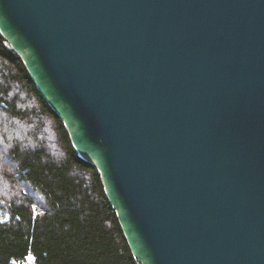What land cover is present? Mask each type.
I'll list each match as a JSON object with an SVG mask.
<instances>
[{"label":"water","instance_id":"obj_1","mask_svg":"<svg viewBox=\"0 0 264 264\" xmlns=\"http://www.w3.org/2000/svg\"><path fill=\"white\" fill-rule=\"evenodd\" d=\"M0 33L133 257L264 264V0H0Z\"/></svg>","mask_w":264,"mask_h":264},{"label":"trees","instance_id":"obj_2","mask_svg":"<svg viewBox=\"0 0 264 264\" xmlns=\"http://www.w3.org/2000/svg\"><path fill=\"white\" fill-rule=\"evenodd\" d=\"M134 264L97 169L0 33V264Z\"/></svg>","mask_w":264,"mask_h":264},{"label":"built area","instance_id":"obj_3","mask_svg":"<svg viewBox=\"0 0 264 264\" xmlns=\"http://www.w3.org/2000/svg\"><path fill=\"white\" fill-rule=\"evenodd\" d=\"M133 259H134V264H141L137 258L133 257ZM9 264H37V262L34 259H31V261L29 262H22L15 257H11L9 259Z\"/></svg>","mask_w":264,"mask_h":264}]
</instances>
